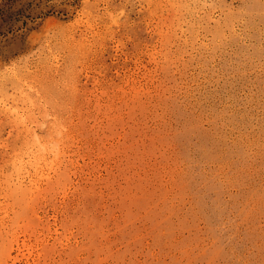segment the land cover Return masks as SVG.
<instances>
[{"label":"rangeland","instance_id":"rangeland-1","mask_svg":"<svg viewBox=\"0 0 264 264\" xmlns=\"http://www.w3.org/2000/svg\"><path fill=\"white\" fill-rule=\"evenodd\" d=\"M0 264H264V0H0Z\"/></svg>","mask_w":264,"mask_h":264},{"label":"bare ground","instance_id":"bare-ground-1","mask_svg":"<svg viewBox=\"0 0 264 264\" xmlns=\"http://www.w3.org/2000/svg\"><path fill=\"white\" fill-rule=\"evenodd\" d=\"M206 3V2H205ZM225 10V9H224ZM217 11V10H216ZM222 12V11H221ZM256 19V18H255ZM262 23V22H261ZM211 24V23H210ZM213 25V24H212ZM228 26V25H227ZM215 27V26H214ZM222 27V26H221ZM203 28V27H202ZM208 29V28H207ZM187 30V29H186ZM209 30V29H208ZM185 31V30H184ZM215 31H213V34H214ZM252 33V32H251ZM204 35V34H203ZM214 36V35H213ZM252 38V37H251ZM256 38V37H255ZM220 39V38H219ZM232 39V38H231ZM183 40V39H182ZM208 41V40H207ZM210 42V41H209ZM195 43V42H194ZM236 43V42H235ZM198 45V44H197ZM214 47V46H213ZM211 48V47H210ZM217 49V48H216ZM226 50V49H225ZM234 50V49H233ZM261 58V57H260ZM192 59V58H191ZM190 59V60H191ZM233 59V58H232ZM235 60V58H234ZM160 62V61H159ZM228 62V61H227ZM242 62V61H241ZM186 63V62H184ZM188 63V62H187ZM166 64V63H165ZM187 67V66H186ZM163 68V67H162ZM200 69V68H199ZM223 70V69H222ZM224 73V72H223ZM189 75V74H188ZM197 75V74H196ZM224 80V79H223ZM194 81V80H193ZM213 82V81H212ZM261 83V82H260ZM240 88V87H239ZM228 99V98H227ZM222 101V100H221ZM113 108V107H112ZM256 108V107H255ZM218 123V122H217ZM254 129V128H253ZM48 144V143H47ZM35 147V146H34ZM49 147V146H48ZM41 148V147H40ZM52 148V146H51ZM54 148V147H53ZM35 151V150H33ZM41 151V150H40ZM52 151L54 152V149H52ZM35 158L32 159L33 162H32V165L33 166H36L37 163H38V158H39V155H40V152H33ZM50 153V152H49ZM55 153V152H54ZM30 155H32L30 153ZM32 157V156H31ZM47 157V156H46ZM50 159V158H49ZM26 162V161H25ZM41 162V161H40ZM31 168V167H30ZM29 168V169H30ZM40 170V169H39ZM33 171V170H32ZM38 173V172H37ZM29 174V173H28ZM31 177V176H30ZM21 178V177H20ZM39 180V179H38ZM25 181V180H24ZM23 181V183H24ZM22 181H19L15 180V182L13 183V189H12V194H11V199H12V202L13 204H17L20 208H21V212L20 213H17V214H22L24 213V211L27 209L28 205H29V202L30 200L32 199V196H31V191L29 188H27V186L23 185L21 183ZM12 187V186H11ZM40 190V189H39ZM126 203V202H125ZM19 210V209H18ZM3 243V241L1 242ZM4 244V243H3ZM43 245V244H42ZM2 247V245H1ZM3 248V247H2Z\"/></svg>","mask_w":264,"mask_h":264}]
</instances>
